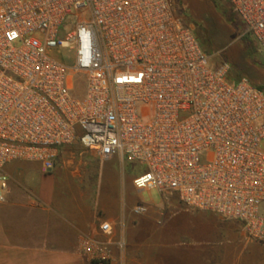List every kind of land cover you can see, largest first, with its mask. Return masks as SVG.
<instances>
[{"label": "built area", "instance_id": "built-area-1", "mask_svg": "<svg viewBox=\"0 0 264 264\" xmlns=\"http://www.w3.org/2000/svg\"><path fill=\"white\" fill-rule=\"evenodd\" d=\"M224 1L264 54V0ZM195 31L176 0H0V168L50 171L79 142L141 167L136 190L264 244V89L214 63ZM99 230L80 244L87 264H128L124 235L109 220Z\"/></svg>", "mask_w": 264, "mask_h": 264}, {"label": "crops", "instance_id": "crops-1", "mask_svg": "<svg viewBox=\"0 0 264 264\" xmlns=\"http://www.w3.org/2000/svg\"><path fill=\"white\" fill-rule=\"evenodd\" d=\"M66 158L58 155L50 171L24 159L0 168V264H87L80 244L102 236V220L124 235L128 264H264V244L247 240L238 221L180 209L157 225L94 188V168L78 174ZM103 172L116 178L111 168ZM127 182L134 188L132 177Z\"/></svg>", "mask_w": 264, "mask_h": 264}, {"label": "rangeland", "instance_id": "rangeland-1", "mask_svg": "<svg viewBox=\"0 0 264 264\" xmlns=\"http://www.w3.org/2000/svg\"><path fill=\"white\" fill-rule=\"evenodd\" d=\"M176 1L178 5L182 4L184 10L193 12L194 16L200 20L201 25H194L195 33L200 38L204 49L212 54L214 63H219L221 60L231 62L233 66L232 76L234 77L245 75L235 66L236 63L241 64V66L248 69L247 71L251 76L253 75L252 78L250 77L251 79L257 78L256 76L254 77L255 72L253 71L264 69V54L253 48L254 39L248 36L241 37L242 24L231 13L229 6L224 0ZM258 83L264 87V81L258 80ZM64 149H66L65 152H63ZM59 155L67 157L66 159L70 161L65 165L78 174H84V172L88 174L90 168H94L96 172L94 170L93 172L96 174H91L92 177L89 178H91L90 182L94 184V188H97L98 191L112 192L114 197L127 200L131 207L139 202L147 203L149 209L145 214L155 221L160 218L162 222L158 223L156 221L157 225L162 224L166 216L170 217L180 211V209H186L176 195L165 198L162 197L161 192L157 189L138 191L130 187L127 180L142 170L141 167L135 164L129 162L120 163L117 158L100 161L92 151L79 142L62 146ZM103 162L104 165L102 167L100 163ZM110 168L116 172V178H110L107 173L103 172V169L106 171ZM259 209L264 213V202L260 204ZM208 213L219 217L215 213ZM187 241L190 240L188 239Z\"/></svg>", "mask_w": 264, "mask_h": 264}, {"label": "trees", "instance_id": "trees-1", "mask_svg": "<svg viewBox=\"0 0 264 264\" xmlns=\"http://www.w3.org/2000/svg\"><path fill=\"white\" fill-rule=\"evenodd\" d=\"M179 1V0H178ZM180 2V1H179ZM179 10H180V13L184 16V18H185V20L187 21V22H191V23H193L194 25L196 24V25H201V22H200V20H198L195 16H194V14H193V12H189L188 10H184L183 8H182V4H180L179 5ZM253 48L255 49V50H257L256 49V46H255V44H253ZM231 63V62H230ZM235 66L241 71V72H243L246 76H248L249 78L251 77L252 78V76L248 73V69L246 68V67H244V66H241V64H238V63H236L235 64ZM253 72H255V75H254V77L256 76L257 78H253V79H251L252 80V82L255 84V85H257V86H259L260 88H262V89H264V87L260 84V83H258V80H262V81H264V69H258V71H253Z\"/></svg>", "mask_w": 264, "mask_h": 264}]
</instances>
